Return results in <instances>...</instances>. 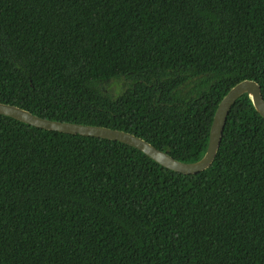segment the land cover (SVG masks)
Returning <instances> with one entry per match:
<instances>
[{
	"label": "trees",
	"instance_id": "16d2710c",
	"mask_svg": "<svg viewBox=\"0 0 264 264\" xmlns=\"http://www.w3.org/2000/svg\"><path fill=\"white\" fill-rule=\"evenodd\" d=\"M244 80L264 98V0H0V103L45 119L191 163ZM0 264H264V119L240 98L184 175L0 115Z\"/></svg>",
	"mask_w": 264,
	"mask_h": 264
},
{
	"label": "water",
	"instance_id": "95a60500",
	"mask_svg": "<svg viewBox=\"0 0 264 264\" xmlns=\"http://www.w3.org/2000/svg\"><path fill=\"white\" fill-rule=\"evenodd\" d=\"M243 96L249 97L256 112L264 119V98L261 86L253 80H244L238 83L229 90L217 107L205 154L198 161L191 163L178 161L144 139L125 131L45 119L17 106L3 103H0V115L47 131L118 142L140 151L167 170L184 175H196L208 170L214 163L221 146L228 116L236 102Z\"/></svg>",
	"mask_w": 264,
	"mask_h": 264
},
{
	"label": "rangeland",
	"instance_id": "374dc122",
	"mask_svg": "<svg viewBox=\"0 0 264 264\" xmlns=\"http://www.w3.org/2000/svg\"><path fill=\"white\" fill-rule=\"evenodd\" d=\"M108 90H110L109 92L112 94L117 93L119 90L113 86V84L110 87H107Z\"/></svg>",
	"mask_w": 264,
	"mask_h": 264
}]
</instances>
